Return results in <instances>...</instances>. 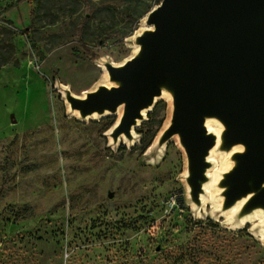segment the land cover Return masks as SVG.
Wrapping results in <instances>:
<instances>
[{
    "label": "rangeland",
    "instance_id": "obj_1",
    "mask_svg": "<svg viewBox=\"0 0 264 264\" xmlns=\"http://www.w3.org/2000/svg\"><path fill=\"white\" fill-rule=\"evenodd\" d=\"M161 1L0 0L15 44L0 68V264H264L260 221L239 229L221 217L229 178L216 207L201 201L199 173L214 162L190 174L177 130L154 158L173 101L157 102L133 144L108 135L119 115L70 117L68 101L106 80L104 66L119 71L135 49L128 37ZM223 125L217 159L231 142Z\"/></svg>",
    "mask_w": 264,
    "mask_h": 264
},
{
    "label": "water",
    "instance_id": "obj_2",
    "mask_svg": "<svg viewBox=\"0 0 264 264\" xmlns=\"http://www.w3.org/2000/svg\"><path fill=\"white\" fill-rule=\"evenodd\" d=\"M160 6L149 20L156 26L154 34L140 39L151 49L152 62L143 57L124 73L114 71L126 84L93 94L82 106L113 105L134 95L123 124L128 128L138 105L157 91L155 84L176 59L182 102L173 128L186 134L193 163H203L201 154L211 143L201 135V101L234 122V137L243 135L255 144L248 163L234 178L237 185L231 190L236 194L246 188L250 172L258 182L264 175V0H162Z\"/></svg>",
    "mask_w": 264,
    "mask_h": 264
},
{
    "label": "bare ground",
    "instance_id": "obj_3",
    "mask_svg": "<svg viewBox=\"0 0 264 264\" xmlns=\"http://www.w3.org/2000/svg\"><path fill=\"white\" fill-rule=\"evenodd\" d=\"M160 7V5H157L148 11L147 15L142 18L140 27L130 37H128V39L134 41L136 45L132 56L115 67L121 71L120 73H124L131 63L143 57H149L150 61L152 62L153 59L150 58L151 49L146 46L145 43L140 42V39H150L154 34L156 26L150 25L149 20L152 21V18L159 12ZM104 69L106 70L105 79L109 80L111 84H108L106 80H103L93 90H84L81 97L82 101H76L78 103L75 105L73 102L75 99H73V101L69 100L68 108L69 111L72 112L70 117L76 118L77 120L84 123H90L94 120L103 119L104 117L110 116L111 114L119 115L116 123L108 131L110 139L115 143L119 142L120 140L125 141L128 144H133L136 142V139L139 137V134L136 132L137 127H139L142 122L148 118V113L153 111L159 100L166 99L167 101H173L175 106H179L182 102V95L176 83L177 60L173 59L165 72V76L155 84L157 91L153 92L148 99L138 105L137 113L133 116L129 127L123 128V124L125 123V119L129 112V103L134 95L129 98L120 99L113 105L102 104L101 106L95 108H85L81 106L90 103L93 94H95L101 88H106L108 91H113L126 84V81L118 78V76H116L108 66H104ZM114 81H116L117 85L114 84ZM66 88L69 89L72 95H78L72 91L73 86L71 83H69ZM201 104L202 111L200 126L203 129L201 135L204 138H208L207 135H214V140H212L210 145L205 147L201 154V158L203 163L206 164L212 161L214 162V165L206 167L204 170H202L200 177L198 178V184H200L201 188L200 196L202 203L208 207V199H210L214 208L216 207V203L219 201L216 194L221 191V182L227 181L224 179L229 178L228 181H231L229 190L230 188H234L237 185V180L233 179V177L238 176V169L242 163H248L249 156H251L254 152L255 144L251 138L243 135L232 138L231 134L236 128V125L233 124L234 122H232L229 117L225 116L221 110L210 107L204 101H201ZM175 118L176 117L174 116V118L165 125L150 147V149H157L156 157L158 159H162L165 143L168 137L175 132V128H173L175 125ZM223 124H228L231 126L229 131H232L229 134V137H231V142L224 152H221L222 158L217 159L214 153L218 152L220 144H222L225 141V137L227 138L228 136V134H225V131H223ZM179 136L181 145L186 148L190 155L189 141L187 140L186 134L183 130L179 132ZM237 153H239L241 157L244 158L242 160H234V162L231 163L232 158L230 157ZM235 163L238 164L237 168ZM187 169L190 174L193 173L194 168L191 156L188 159ZM230 172L232 175L229 174ZM245 186L246 188L240 189V191L234 194L229 208L222 210L223 215L221 217H227L228 215V217H231L233 220H235V223L239 229H243L249 224L254 223L256 220H259L261 223L262 237L264 238V175L259 179L258 182L256 180L255 172H250L247 175ZM225 187L227 188L228 186H223V189ZM223 195L224 194H221L222 198ZM260 196L262 200L258 203H253L254 200Z\"/></svg>",
    "mask_w": 264,
    "mask_h": 264
},
{
    "label": "trees",
    "instance_id": "obj_4",
    "mask_svg": "<svg viewBox=\"0 0 264 264\" xmlns=\"http://www.w3.org/2000/svg\"><path fill=\"white\" fill-rule=\"evenodd\" d=\"M3 31H4V35H3ZM10 32H12L10 28L6 27L4 24L2 25L0 24V68L7 65L12 60V57L15 53L13 34L12 33L11 35L7 34ZM142 141H144V137L142 138ZM149 145L148 144L145 145L144 146L145 149H147Z\"/></svg>",
    "mask_w": 264,
    "mask_h": 264
},
{
    "label": "crops",
    "instance_id": "obj_5",
    "mask_svg": "<svg viewBox=\"0 0 264 264\" xmlns=\"http://www.w3.org/2000/svg\"><path fill=\"white\" fill-rule=\"evenodd\" d=\"M153 154H154V158H155V157H156V155H157V152L155 151Z\"/></svg>",
    "mask_w": 264,
    "mask_h": 264
}]
</instances>
